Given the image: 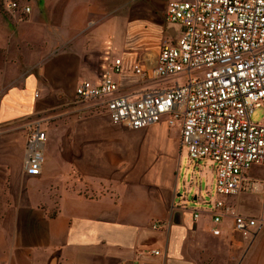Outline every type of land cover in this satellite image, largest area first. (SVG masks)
I'll return each instance as SVG.
<instances>
[{"label":"crops","instance_id":"obj_1","mask_svg":"<svg viewBox=\"0 0 264 264\" xmlns=\"http://www.w3.org/2000/svg\"><path fill=\"white\" fill-rule=\"evenodd\" d=\"M173 1L183 0H0V264H264L259 232L214 222L217 194L204 204L210 161L194 163V180L176 178L175 157L187 155L178 125H115L102 99L75 94L117 59L119 93L165 85L153 68L175 34ZM33 120L47 135L35 176L23 168ZM245 193L227 200L242 214Z\"/></svg>","mask_w":264,"mask_h":264},{"label":"built area","instance_id":"obj_2","mask_svg":"<svg viewBox=\"0 0 264 264\" xmlns=\"http://www.w3.org/2000/svg\"><path fill=\"white\" fill-rule=\"evenodd\" d=\"M8 8L31 10L15 1ZM167 21L175 34L162 39L153 68L156 78L167 80L165 85L138 95L119 93L114 79L120 71L117 59L105 68L100 82L83 80L75 94L81 101L102 99L115 125L141 129L162 119L169 126L178 125L180 145L190 161L214 165L219 196L211 204L214 222L230 216L235 230L248 237L262 224L227 200L264 191V177L256 179L250 173L253 166L264 167V115L259 123L250 119L254 109H264V0L173 1ZM134 70L146 77L139 64ZM180 76L183 81L175 79ZM46 140L42 122H28L26 174L41 173Z\"/></svg>","mask_w":264,"mask_h":264},{"label":"rangeland","instance_id":"obj_3","mask_svg":"<svg viewBox=\"0 0 264 264\" xmlns=\"http://www.w3.org/2000/svg\"><path fill=\"white\" fill-rule=\"evenodd\" d=\"M175 79H179L180 81L184 80L183 76L177 77ZM170 80L171 81H174ZM264 115V109L262 107H258L252 111L250 114V119L255 122L259 123L263 120ZM175 176L179 179L180 183L183 184L184 180L190 181L191 179H195V176L192 177V171L193 167L195 166L194 161H190L188 155L184 154V150L181 151V153L177 154L175 157ZM189 160V161H188ZM190 162V165H189ZM189 165V166H188ZM197 173V172H196ZM250 173L252 177L256 179H261L264 177V167L262 166H253L250 170ZM216 195V191L212 190L210 192H203V199L205 201V205H209V202L212 198H214ZM244 196H248L250 198V203L247 204V212L243 213L244 215H252V214H258L259 215H253L259 223L262 224V227L257 230L258 235L254 238L257 239H264V191H249L244 194ZM248 198V199H249ZM256 232V233H257ZM253 237V236H252ZM250 239V238H249ZM260 249L264 250V247H261ZM261 253V252H260Z\"/></svg>","mask_w":264,"mask_h":264}]
</instances>
